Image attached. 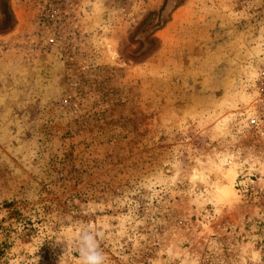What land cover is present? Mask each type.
I'll return each mask as SVG.
<instances>
[{
    "label": "rangeland",
    "instance_id": "rangeland-1",
    "mask_svg": "<svg viewBox=\"0 0 264 264\" xmlns=\"http://www.w3.org/2000/svg\"><path fill=\"white\" fill-rule=\"evenodd\" d=\"M83 225L264 264V0H0V264H80Z\"/></svg>",
    "mask_w": 264,
    "mask_h": 264
},
{
    "label": "clouds",
    "instance_id": "clouds-1",
    "mask_svg": "<svg viewBox=\"0 0 264 264\" xmlns=\"http://www.w3.org/2000/svg\"><path fill=\"white\" fill-rule=\"evenodd\" d=\"M97 233L83 225L75 240L80 256V264H106V256L100 247Z\"/></svg>",
    "mask_w": 264,
    "mask_h": 264
},
{
    "label": "trees",
    "instance_id": "trees-1",
    "mask_svg": "<svg viewBox=\"0 0 264 264\" xmlns=\"http://www.w3.org/2000/svg\"><path fill=\"white\" fill-rule=\"evenodd\" d=\"M5 26H10L9 24V17L7 16L4 23ZM260 245H262V248L264 249V239L261 240Z\"/></svg>",
    "mask_w": 264,
    "mask_h": 264
}]
</instances>
